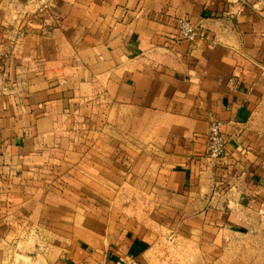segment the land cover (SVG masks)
Instances as JSON below:
<instances>
[{
  "label": "crops",
  "instance_id": "1",
  "mask_svg": "<svg viewBox=\"0 0 264 264\" xmlns=\"http://www.w3.org/2000/svg\"><path fill=\"white\" fill-rule=\"evenodd\" d=\"M259 218L264 0H0V264H190Z\"/></svg>",
  "mask_w": 264,
  "mask_h": 264
},
{
  "label": "rangeland",
  "instance_id": "2",
  "mask_svg": "<svg viewBox=\"0 0 264 264\" xmlns=\"http://www.w3.org/2000/svg\"><path fill=\"white\" fill-rule=\"evenodd\" d=\"M251 229L228 236L222 243L200 246L192 239L190 264H264V218L257 219Z\"/></svg>",
  "mask_w": 264,
  "mask_h": 264
},
{
  "label": "built area",
  "instance_id": "3",
  "mask_svg": "<svg viewBox=\"0 0 264 264\" xmlns=\"http://www.w3.org/2000/svg\"><path fill=\"white\" fill-rule=\"evenodd\" d=\"M178 36L183 40L194 43L198 38V30L187 18L177 19ZM222 122L211 117L209 121V130L207 136V154L209 158L218 160L224 158L228 153V141L223 131Z\"/></svg>",
  "mask_w": 264,
  "mask_h": 264
}]
</instances>
